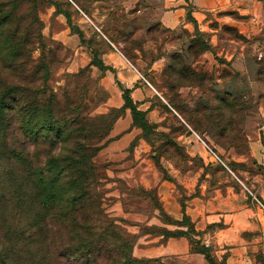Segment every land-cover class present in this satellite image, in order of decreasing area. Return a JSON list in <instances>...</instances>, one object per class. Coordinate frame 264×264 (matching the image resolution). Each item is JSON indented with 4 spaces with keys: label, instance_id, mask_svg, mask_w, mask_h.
Wrapping results in <instances>:
<instances>
[{
    "label": "rangeland",
    "instance_id": "374dc122",
    "mask_svg": "<svg viewBox=\"0 0 264 264\" xmlns=\"http://www.w3.org/2000/svg\"><path fill=\"white\" fill-rule=\"evenodd\" d=\"M78 3L94 20L104 16L102 33ZM0 4L13 9L0 30V95L14 89L18 98L4 106L12 140L36 162L61 158L51 167L65 174L64 204L45 207L43 230L35 202L28 214L36 257L11 264H76L79 248L93 252V264L129 254L139 264H212L203 247L214 264H264V22L244 33L214 21L211 37L193 23L162 26L149 3L142 13L96 0ZM11 41L21 47L4 54ZM125 89L146 128L121 109ZM38 105L40 120L25 126L46 117L51 128L28 137L18 111ZM83 146L94 169L78 170ZM8 211V224L23 221ZM5 225L0 217V244L14 238Z\"/></svg>",
    "mask_w": 264,
    "mask_h": 264
},
{
    "label": "trees",
    "instance_id": "16d2710c",
    "mask_svg": "<svg viewBox=\"0 0 264 264\" xmlns=\"http://www.w3.org/2000/svg\"><path fill=\"white\" fill-rule=\"evenodd\" d=\"M13 18V9L8 12L3 9L0 4V30H3L6 26H8V22ZM188 21L192 22L195 27H197V21L192 17L191 13L188 12L187 15ZM2 27V28H1ZM15 34L11 35V39L13 40ZM11 45L3 48L4 54L7 48L17 51V48L21 47L19 44L14 41L10 42ZM210 47H206V50H209ZM101 69L104 68V65L101 63L99 66ZM12 84H9L11 87ZM8 86V88H9ZM7 90V89H6ZM4 90L0 95V119L2 128L0 129V217L3 220L5 229L7 230L6 235L12 231L14 234V238L9 237L8 242H4L0 244V264H11L13 261H17L22 263L27 260V257L30 261L34 260L36 254L31 251L29 244L31 239L36 236V233H32L31 229L34 228V225L31 220L28 219V214H30L33 209L32 204L34 202L37 204L42 212H36V221L38 230H43L44 226L42 218L43 214L46 211L45 207L48 204L52 206L60 207L64 204L65 196L63 193L65 192V174L62 175V171L58 170L54 172V168L51 167V163L53 166H56L60 163L61 158L53 157L51 159V163L48 161H34L31 157V152L28 147H19L12 139L13 134L16 132L13 131V125H10L9 119L7 118V113L5 112L4 106L6 108L11 109V105L16 99V92H10ZM13 93V100L10 99L9 94ZM124 105L121 109H130L133 125L141 128H146V122L141 123L145 118V112L138 109L136 102L132 99L131 92L128 89H125L123 92ZM40 109L39 105L34 108H21L18 111V114L24 119V126L28 123L29 119L33 122L39 121L38 110ZM12 110V109H11ZM30 121V123H31ZM46 122L49 124V128L46 125ZM51 120L46 117L43 119L41 125L36 128L23 127L25 134L28 137H32L42 135L48 133V130L51 128L50 124ZM29 124V123H28ZM35 126V124H34ZM47 127V128H46ZM60 128V126H58ZM12 137V138H11ZM92 147L83 146V149L86 150V154H83L82 157H78V170L85 168L86 166L89 169H94L95 165L91 158L92 155L91 149ZM89 151V153L87 152ZM76 164H69L71 166H76ZM85 178L78 176V193H81V196L78 195V204L79 200H81L84 194L82 191L85 189ZM72 188V186L70 187ZM36 194V195H35ZM12 210L13 216H18L20 219L23 218V221L17 223L16 225H10L7 222V212L8 210ZM186 215H184L185 220ZM187 220V219H186ZM178 223V221H177ZM181 224V222H180ZM171 231H167L166 235L172 236ZM165 235V234H164ZM40 239V238H39ZM14 242V244H13ZM43 242V239H42ZM85 249V248H84ZM199 253L205 255L206 259L214 264V259L211 256L209 250L203 247ZM93 252H91L92 254ZM91 254H86L83 249H78L77 253H73L72 259L76 264H93V256ZM25 255V256H24ZM26 258V259H24ZM33 258V260H32ZM140 259L134 257L132 254H129L128 257L124 259L121 264H139Z\"/></svg>",
    "mask_w": 264,
    "mask_h": 264
},
{
    "label": "crops",
    "instance_id": "0c3cea01",
    "mask_svg": "<svg viewBox=\"0 0 264 264\" xmlns=\"http://www.w3.org/2000/svg\"><path fill=\"white\" fill-rule=\"evenodd\" d=\"M85 2L86 0H78ZM97 2L121 3L126 11L142 13L150 4L152 11H158L159 22L168 29H176L180 26L190 27L192 22L188 21V12L197 21L202 29H207L216 36L218 29L211 24L216 21L220 26L230 25L237 27L240 32L249 33L256 31L257 22H264V0H96ZM78 9L84 16V20L93 25L96 30L102 33L100 24L104 16H97L93 12L92 18L86 10L78 3ZM244 18V19H240ZM106 37V36H105ZM106 39L112 43L108 37ZM116 47V46H115ZM120 51V50H119ZM127 60L125 55L121 52ZM129 113H126V116ZM129 116H127L128 118ZM119 126V123H117ZM129 124V121H128ZM115 130L117 131V125ZM114 130V132H115ZM175 244H183V239L174 241Z\"/></svg>",
    "mask_w": 264,
    "mask_h": 264
},
{
    "label": "built area",
    "instance_id": "2783aa9c",
    "mask_svg": "<svg viewBox=\"0 0 264 264\" xmlns=\"http://www.w3.org/2000/svg\"><path fill=\"white\" fill-rule=\"evenodd\" d=\"M198 136V135H197ZM198 138L200 139V140H202L199 136H198ZM203 141V140H202ZM204 142V141H203ZM204 144H205V146L213 153V155L216 157V159H218V160H221L220 159V157L211 149V147L206 143V142H204Z\"/></svg>",
    "mask_w": 264,
    "mask_h": 264
}]
</instances>
